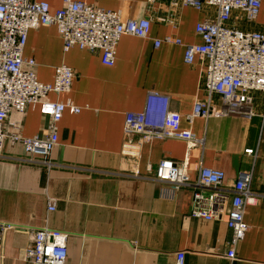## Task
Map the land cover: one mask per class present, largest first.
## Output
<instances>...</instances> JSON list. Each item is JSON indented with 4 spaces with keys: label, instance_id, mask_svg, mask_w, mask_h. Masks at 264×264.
<instances>
[{
    "label": "crops",
    "instance_id": "obj_1",
    "mask_svg": "<svg viewBox=\"0 0 264 264\" xmlns=\"http://www.w3.org/2000/svg\"><path fill=\"white\" fill-rule=\"evenodd\" d=\"M36 1H46L52 10L62 6V0ZM79 1L119 10L123 19H149V37L123 36L108 68L98 52L77 48L64 52L54 27L28 32L23 55L35 60L39 82L51 83L60 65L75 74L71 92L51 94L49 100L69 99L81 110L78 114L66 110L57 124L58 142L51 158L59 166L50 171L20 163L16 160L23 156L20 146L5 143V158L0 159V222L17 229L0 240V264H28L24 251L30 246L29 231L43 227L68 235L66 264H175L180 252L184 264H264V125L259 116L263 95H252L258 116L251 120L227 116L187 122L195 100L205 98L204 62L195 59L186 65L183 46L163 42L169 37L184 45L200 44L195 25L215 18V8L172 9L169 0ZM258 15L254 22L238 21L239 14L233 12L231 24L264 33V11ZM158 40L162 42L155 49ZM149 92L168 96L169 112L179 117V129L204 139L203 146L187 148L181 140L163 139L144 143L137 159L125 157L124 117L142 112ZM160 116L161 105L153 106L150 117ZM8 120L20 121L22 137L48 133L49 120L37 108L28 107L22 115L12 112ZM246 149L256 155H247ZM162 159L184 163L191 180L200 166L222 170L227 188L241 172L252 171L251 191L259 198L246 206L248 231L236 246L235 260L225 257L231 232L224 220L190 217V189L182 188L167 199L161 197L158 185L143 179L148 166L155 167ZM47 197L55 202L53 212H47Z\"/></svg>",
    "mask_w": 264,
    "mask_h": 264
},
{
    "label": "built area",
    "instance_id": "obj_2",
    "mask_svg": "<svg viewBox=\"0 0 264 264\" xmlns=\"http://www.w3.org/2000/svg\"><path fill=\"white\" fill-rule=\"evenodd\" d=\"M169 1L172 9L192 7L201 11L209 6L216 10L215 18L195 25L200 44L184 45L179 38L163 40L167 44L183 46L186 65H192L195 59L204 62L202 83L205 98L195 100L186 121L192 123L195 118H202L207 122L211 117L227 116L251 120L258 116L252 95L261 93L264 98V33L238 29L231 22L233 12L239 14L238 21L254 22L264 11V0ZM61 4L60 8L52 10L46 1L0 0V159L5 158L3 150L8 141L10 146L19 145L22 150L23 156L17 161L46 171L59 166L52 161L51 152L58 142L57 124L63 113L68 110L78 114L81 109L69 99L61 102L49 100L51 94H69L75 74L71 68L60 65L54 69L51 83L39 82L35 60L23 55L28 32L42 26L54 27L62 39L64 52L76 48L88 53L98 52L101 64L109 68L115 62L120 39L125 35L147 39L151 25L149 19H123L119 10H104L79 0H62ZM161 42L154 41V48L157 49ZM145 101L142 112H128L124 117L122 152L125 157L137 159L144 143L163 139L181 140L187 148L203 146L204 139L179 129V117L169 112L168 96L149 92ZM156 105H161L159 120L150 117L152 107ZM28 107L37 108L39 114L49 120L48 133L44 137H22L19 134L20 121L8 120L12 112L22 115ZM259 116L264 125V103ZM6 128L11 131L9 134ZM245 153L256 155L253 149H246ZM101 173L123 176L114 172ZM143 179L158 185L161 197L167 199H173L182 188L190 189V217L205 221L224 220L231 232L230 248L225 257L228 261L236 259V246L248 231L246 206L254 205L259 198L251 191V170L241 172L234 184L227 188L222 170L200 166L195 179L191 180L184 163L162 159L155 167L148 166ZM46 202L47 212L55 211L54 200L47 197ZM15 229L17 227L0 222V240L6 232ZM29 236L30 246L24 251L28 264H66V233L43 227L31 229ZM175 261V264H184V253L177 254Z\"/></svg>",
    "mask_w": 264,
    "mask_h": 264
}]
</instances>
